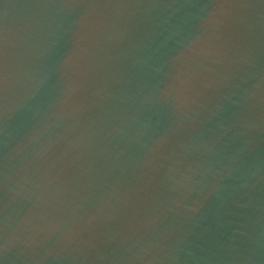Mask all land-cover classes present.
<instances>
[{
    "label": "water",
    "instance_id": "obj_1",
    "mask_svg": "<svg viewBox=\"0 0 264 264\" xmlns=\"http://www.w3.org/2000/svg\"><path fill=\"white\" fill-rule=\"evenodd\" d=\"M0 264H264V0H0Z\"/></svg>",
    "mask_w": 264,
    "mask_h": 264
}]
</instances>
